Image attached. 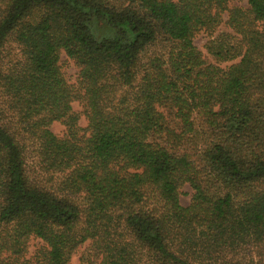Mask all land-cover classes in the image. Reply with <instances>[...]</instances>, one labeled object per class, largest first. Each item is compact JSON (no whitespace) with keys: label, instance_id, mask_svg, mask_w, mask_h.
I'll use <instances>...</instances> for the list:
<instances>
[{"label":"trees","instance_id":"1","mask_svg":"<svg viewBox=\"0 0 264 264\" xmlns=\"http://www.w3.org/2000/svg\"><path fill=\"white\" fill-rule=\"evenodd\" d=\"M246 4L0 0V264L85 244L97 264H264V0Z\"/></svg>","mask_w":264,"mask_h":264},{"label":"rangeland","instance_id":"2","mask_svg":"<svg viewBox=\"0 0 264 264\" xmlns=\"http://www.w3.org/2000/svg\"><path fill=\"white\" fill-rule=\"evenodd\" d=\"M229 6L246 8L247 4H246V0H229ZM225 17L226 16L224 15V18ZM223 30H224V26H220L217 32ZM207 40H208V36L203 32H199L194 37V44L202 52V54L208 61L214 62L213 58L207 55L205 50V44ZM6 55L9 60H12L15 57H17L18 50L16 46L13 44L7 46ZM60 65L67 81L70 84L75 83L76 68L74 67L72 61H70L65 56L64 53L61 54ZM221 66L223 67L225 66V64H221ZM72 106H73V110L80 115L79 126L84 129L86 127V121L82 115V106L78 102H74ZM50 130L57 136H62L65 131L63 125L59 122L52 123L50 125ZM27 167L28 170L30 171L29 173H31L32 175H39V177L45 179L44 174L41 172V168H40L41 166L39 165L37 158H35L33 154H31V152L28 154L27 157ZM191 193L192 191L187 185L181 189V195L179 197V201L182 206H187L190 203ZM40 245L41 242L38 239H31L28 246L27 257H30L35 251V249ZM70 264H97V260L93 256L90 257L88 245L85 244L81 246L72 256Z\"/></svg>","mask_w":264,"mask_h":264}]
</instances>
